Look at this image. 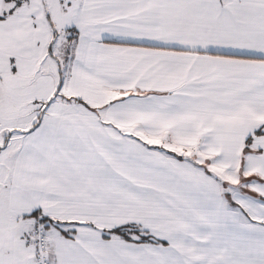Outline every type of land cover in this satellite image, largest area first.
Returning <instances> with one entry per match:
<instances>
[{
  "label": "snow or ice",
  "instance_id": "1",
  "mask_svg": "<svg viewBox=\"0 0 264 264\" xmlns=\"http://www.w3.org/2000/svg\"><path fill=\"white\" fill-rule=\"evenodd\" d=\"M0 264H264V0H0Z\"/></svg>",
  "mask_w": 264,
  "mask_h": 264
}]
</instances>
